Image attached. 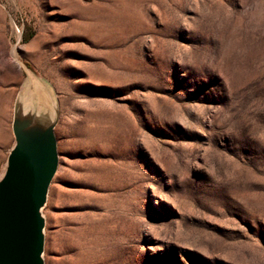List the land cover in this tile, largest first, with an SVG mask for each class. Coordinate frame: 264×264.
Segmentation results:
<instances>
[{
	"label": "rangeland",
	"instance_id": "374dc122",
	"mask_svg": "<svg viewBox=\"0 0 264 264\" xmlns=\"http://www.w3.org/2000/svg\"><path fill=\"white\" fill-rule=\"evenodd\" d=\"M17 109L44 264H264V0H0V178Z\"/></svg>",
	"mask_w": 264,
	"mask_h": 264
},
{
	"label": "water",
	"instance_id": "95a60500",
	"mask_svg": "<svg viewBox=\"0 0 264 264\" xmlns=\"http://www.w3.org/2000/svg\"><path fill=\"white\" fill-rule=\"evenodd\" d=\"M55 120L17 109L15 144L0 178V264H44L49 186L58 169Z\"/></svg>",
	"mask_w": 264,
	"mask_h": 264
},
{
	"label": "bare ground",
	"instance_id": "6f19581e",
	"mask_svg": "<svg viewBox=\"0 0 264 264\" xmlns=\"http://www.w3.org/2000/svg\"><path fill=\"white\" fill-rule=\"evenodd\" d=\"M44 215V214H43Z\"/></svg>",
	"mask_w": 264,
	"mask_h": 264
}]
</instances>
